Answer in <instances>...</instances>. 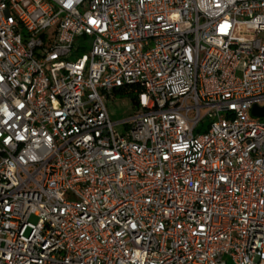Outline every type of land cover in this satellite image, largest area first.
<instances>
[{"label": "built area", "instance_id": "built-area-1", "mask_svg": "<svg viewBox=\"0 0 264 264\" xmlns=\"http://www.w3.org/2000/svg\"><path fill=\"white\" fill-rule=\"evenodd\" d=\"M256 105L264 0H0V264H264Z\"/></svg>", "mask_w": 264, "mask_h": 264}, {"label": "rangeland", "instance_id": "rangeland-1", "mask_svg": "<svg viewBox=\"0 0 264 264\" xmlns=\"http://www.w3.org/2000/svg\"><path fill=\"white\" fill-rule=\"evenodd\" d=\"M86 53L84 50L80 51V55ZM137 94L131 90H118L114 91L112 94L108 95L106 101L109 109L110 116L114 122L122 121L131 117L137 110L138 105L133 101V98H136ZM264 121V116L259 117ZM208 123H203L200 125L199 130H196V133L204 131L208 126ZM119 132L125 133L127 127L125 124L121 123L116 126ZM32 221H36V218L33 217Z\"/></svg>", "mask_w": 264, "mask_h": 264}, {"label": "water", "instance_id": "water-1", "mask_svg": "<svg viewBox=\"0 0 264 264\" xmlns=\"http://www.w3.org/2000/svg\"><path fill=\"white\" fill-rule=\"evenodd\" d=\"M254 114H264V109H260L257 105L253 107Z\"/></svg>", "mask_w": 264, "mask_h": 264}, {"label": "trees", "instance_id": "trees-1", "mask_svg": "<svg viewBox=\"0 0 264 264\" xmlns=\"http://www.w3.org/2000/svg\"><path fill=\"white\" fill-rule=\"evenodd\" d=\"M133 101L136 105H138V100H137V97L136 98H133Z\"/></svg>", "mask_w": 264, "mask_h": 264}]
</instances>
